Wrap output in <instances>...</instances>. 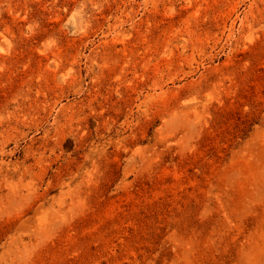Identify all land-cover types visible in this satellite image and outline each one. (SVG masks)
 Masks as SVG:
<instances>
[{"label": "rangeland", "instance_id": "374dc122", "mask_svg": "<svg viewBox=\"0 0 264 264\" xmlns=\"http://www.w3.org/2000/svg\"><path fill=\"white\" fill-rule=\"evenodd\" d=\"M0 264H264V0H0Z\"/></svg>", "mask_w": 264, "mask_h": 264}]
</instances>
